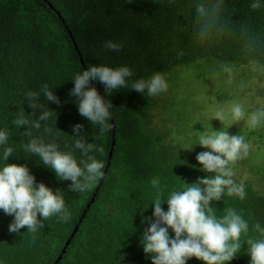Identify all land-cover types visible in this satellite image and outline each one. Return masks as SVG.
<instances>
[{
	"label": "trees",
	"instance_id": "16d2710c",
	"mask_svg": "<svg viewBox=\"0 0 264 264\" xmlns=\"http://www.w3.org/2000/svg\"><path fill=\"white\" fill-rule=\"evenodd\" d=\"M252 2L0 0V129L9 131L10 146L15 150L7 163L26 165L37 182L53 191L63 190L71 212L66 223L53 216L43 222L42 230L31 234L26 228L9 233L12 217L0 211V264H150L139 250V237L145 230L141 221L152 220L151 181L159 180L166 198L168 191L180 186V180L194 183L203 178L205 173L198 171L195 157L205 149L194 146V126L189 132L173 130L168 115L178 104L171 91L148 97L130 90V85L157 72L166 80L177 79L188 67L202 69L214 64L229 69L230 75L251 68L264 73V0L256 9ZM200 5L207 15L197 13ZM106 41L119 43L121 50H106ZM94 64L128 66L134 73L128 88L107 97L113 106V123L109 121L110 130L103 133L79 115L75 98L69 95L74 76ZM43 85L61 101L60 107L47 105L56 116L46 122L53 134L58 133L61 149L73 150L72 127L76 124L83 125L87 142L103 149L90 155L104 162L105 178L84 192L68 191L70 181H58L37 157L29 156L23 149L29 139L23 134L25 129L12 123L22 111L33 115L26 93ZM92 87L104 95L102 84L95 82ZM229 97L233 98L219 91L213 99L217 103L231 100ZM261 124L242 130L247 125L243 122L218 130L242 135L251 145L247 158L234 166L237 181L245 182L247 196L244 201L224 196L211 206L217 216L228 208L239 210L249 221L250 236L258 235L253 225L264 226V142L260 134L264 122ZM33 133L42 135L43 126ZM51 138L45 135L46 140ZM259 155L263 157L258 159ZM162 208L166 210V204ZM76 226L78 231L71 239ZM187 264L202 262L193 258ZM229 264H249L246 245Z\"/></svg>",
	"mask_w": 264,
	"mask_h": 264
},
{
	"label": "clouds",
	"instance_id": "9594fccd",
	"mask_svg": "<svg viewBox=\"0 0 264 264\" xmlns=\"http://www.w3.org/2000/svg\"><path fill=\"white\" fill-rule=\"evenodd\" d=\"M262 0H253L251 7H261ZM197 13L207 15L200 5ZM121 45L106 41L104 48L108 51H120ZM229 71V69H225ZM133 70L128 66L109 67L94 64L78 72L71 80L73 88L69 95L75 98L78 113L89 123L98 125L101 133L110 130L113 108L108 96L122 88L129 87ZM99 82L104 87V95L98 93L92 83ZM165 76L159 72L147 79H137L130 85L134 90L148 97L160 96L168 91ZM41 97L43 101L41 102ZM27 106L33 115L24 111L12 123L17 129H25L23 134L28 141L23 145L29 156L51 170L58 181H70L68 191L84 192L103 177L105 164L90 155L93 151H103L89 143L87 133L81 124L72 127L73 150L63 151L61 144L48 126L53 112L49 103L61 106V101L53 90L43 85L38 91L26 93ZM234 121L245 120L250 129H255L264 122V108L246 112L238 102L228 109ZM213 119L224 121L223 109L215 111ZM43 126L42 135H34ZM195 132V144L205 151L199 152L195 160L198 171L205 173L194 183L180 180V186L168 191L166 198L159 180H152L150 188L154 193L151 201L152 220H142L145 229L139 237V250L150 259V264H187L190 259L202 264H229L246 245L249 264H264V226L256 223L252 230L257 236H250L249 221L235 208H228L224 215L217 216L212 202L227 196L244 201L247 193L245 182L237 181L234 166L237 161L247 158L251 145L242 135H229L225 130ZM45 135L52 137L46 140ZM7 129H0V211L12 217L8 225L9 233H18L22 228L31 234L42 230L44 221L57 217L58 222H67L71 212L66 206L65 192L61 189L47 187L37 182L26 165L9 164L7 161L15 150L10 146ZM191 150H193V147ZM76 152L80 153L77 157ZM19 159V158H17ZM167 206L166 210L162 205ZM148 208V209H149ZM171 233V235H170ZM242 237L246 238L243 240Z\"/></svg>",
	"mask_w": 264,
	"mask_h": 264
},
{
	"label": "rangeland",
	"instance_id": "374dc122",
	"mask_svg": "<svg viewBox=\"0 0 264 264\" xmlns=\"http://www.w3.org/2000/svg\"><path fill=\"white\" fill-rule=\"evenodd\" d=\"M219 66L220 64H214L202 69L188 67L177 79L174 77L167 79L168 90L172 92L170 94L178 104L175 106L174 113L168 115L173 124V130L182 129L189 132L191 126H194L193 129L196 132H203L208 131L210 126L211 130L218 131L223 127L246 123L245 120L234 121L228 114V109L234 102L240 103L246 112L264 108L263 71L251 68L230 75L228 71H225V67L219 68ZM204 72H206L205 76H203ZM219 91L228 92L233 98L229 97L231 100L227 101L217 100L216 103V99L213 98ZM221 109L225 111L226 119L224 121L213 119L215 111ZM241 127H243L242 130H246L248 125ZM260 134L264 142V133L260 132ZM253 157L257 158V156ZM262 157L263 155H259L258 159Z\"/></svg>",
	"mask_w": 264,
	"mask_h": 264
},
{
	"label": "water",
	"instance_id": "95a60500",
	"mask_svg": "<svg viewBox=\"0 0 264 264\" xmlns=\"http://www.w3.org/2000/svg\"><path fill=\"white\" fill-rule=\"evenodd\" d=\"M111 123H113V122H112V119H111ZM112 144L114 145V142H113ZM111 157H112V152L109 153L108 159L110 160ZM109 166H110V163L107 164V166H106V170L109 168ZM105 172H106V171H105ZM104 174H105V173H104ZM104 178H105V176H103L101 180L103 181ZM100 184H101V182H100ZM95 196H96V194H94V197H95ZM92 202H93V200H92ZM80 222H81V220H80ZM78 228H79L78 226L75 227V229H74V231H73V234H72V236H71V239L73 238V236H74V235L76 234V232L78 231ZM71 239H70V240H71ZM69 244H70V241H68V242L66 243L65 247L63 248V253H64L65 249L68 247ZM60 258H61V257H60Z\"/></svg>",
	"mask_w": 264,
	"mask_h": 264
}]
</instances>
